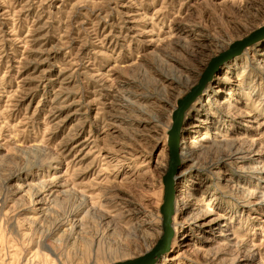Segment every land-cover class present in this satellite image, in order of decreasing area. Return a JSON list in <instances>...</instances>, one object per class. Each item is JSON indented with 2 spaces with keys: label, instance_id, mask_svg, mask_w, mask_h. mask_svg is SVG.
<instances>
[{
  "label": "rangeland",
  "instance_id": "374dc122",
  "mask_svg": "<svg viewBox=\"0 0 264 264\" xmlns=\"http://www.w3.org/2000/svg\"><path fill=\"white\" fill-rule=\"evenodd\" d=\"M262 25L264 0H0V264L149 251L173 111ZM183 117L197 152L177 164V241L157 264H264V38Z\"/></svg>",
  "mask_w": 264,
  "mask_h": 264
},
{
  "label": "water",
  "instance_id": "95a60500",
  "mask_svg": "<svg viewBox=\"0 0 264 264\" xmlns=\"http://www.w3.org/2000/svg\"><path fill=\"white\" fill-rule=\"evenodd\" d=\"M262 38H264V25L241 40L235 41L227 51L212 59V61L209 63V68H206V70L203 72L198 84L192 87L191 90L178 101V106L172 115L173 124L168 132V169L162 178L164 185L163 200L160 206V212L162 215V235L155 242L154 246L142 255L116 261L110 264H156L161 256L168 250L169 240L173 233L171 225L173 216V199L175 193V180H173V175L177 171L176 165L179 144V126L181 125V120L184 116V113L194 98L202 92V89L210 80L214 69L216 70L217 67L224 62V60L226 61L227 59L238 55L245 47L254 44Z\"/></svg>",
  "mask_w": 264,
  "mask_h": 264
},
{
  "label": "bare ground",
  "instance_id": "6f19581e",
  "mask_svg": "<svg viewBox=\"0 0 264 264\" xmlns=\"http://www.w3.org/2000/svg\"><path fill=\"white\" fill-rule=\"evenodd\" d=\"M247 47H245L244 49H246ZM221 64H223V63H221ZM211 68V67H210ZM213 71H215V69L213 70ZM203 90V89H202ZM197 97V96H196ZM195 97V98H196ZM195 98H194V100H195ZM194 100L191 102V103H193L194 102ZM191 103L189 104V106H188V108L187 109H189L190 108V105H191ZM229 106H232V104L230 103L229 104ZM176 108V107H175ZM174 112V111H173ZM173 115V114H172ZM173 124V123H172ZM183 124H184V117L182 118V120H181V125L179 126V135H180V133H181V131H182V128H183ZM197 126H199V125H197ZM201 140H203V141H212V140H210V137L208 136V135H204L203 137H202V139ZM181 142H183V141H181ZM181 142L178 144V152H177V164L178 163H183L185 160H187V158L189 157V158H192V156L194 155L195 156V152H197V150L194 152V150H192V149H189V148H184L182 145H181ZM217 142V141H216ZM198 146H202V145H198ZM197 146V147H198ZM203 147V146H202ZM196 148V147H195ZM194 149V148H193ZM202 149V148H201ZM243 149V148H242ZM169 151V150H168ZM251 151V150H250ZM250 151L249 150H246V151H242L241 149H239V150H235V151H233L232 152V154L230 155V159H250V157H248V155L250 154ZM198 154V153H197ZM168 156H169V152H168ZM200 156V155H199ZM169 161V160H168ZM167 169H168V166H167ZM176 169H177V165H176ZM166 173V172H165ZM178 177V174H174L173 175V180H175L176 178ZM176 195L177 194H175L174 193V199H173V216H172V223H171V225H172V231H173V233H172V235H171V238H170V240H169V247L171 246V245H173L176 241H177V236H176V230H175V224H176V221H175V213H176V209H177V200H176ZM261 201H262V199H261ZM216 218H214V219H211L210 221H211V223H215L216 222ZM162 225V224H161ZM162 228V227H161ZM162 235V231L160 232V236ZM219 235H221V236H224L225 235V233H219ZM227 236V235H226ZM163 256V255H162ZM161 256V257H162ZM161 259V258H160ZM159 259V260H160ZM125 260V259H124ZM120 261V260H119ZM116 262V261H115ZM113 263V262H112ZM157 264V263H156Z\"/></svg>",
  "mask_w": 264,
  "mask_h": 264
}]
</instances>
